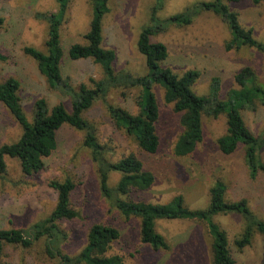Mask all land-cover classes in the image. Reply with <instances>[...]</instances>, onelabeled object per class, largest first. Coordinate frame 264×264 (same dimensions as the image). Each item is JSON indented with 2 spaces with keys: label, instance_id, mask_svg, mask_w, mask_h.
<instances>
[{
  "label": "rangeland",
  "instance_id": "rangeland-1",
  "mask_svg": "<svg viewBox=\"0 0 264 264\" xmlns=\"http://www.w3.org/2000/svg\"><path fill=\"white\" fill-rule=\"evenodd\" d=\"M211 0H162L155 9V17L165 20L193 5ZM238 14L240 24L251 28L253 35L264 42V0L225 1ZM157 0H108V11L102 19V46L112 49L116 58L114 69L142 75L146 71L144 56L137 48V40L144 26L152 22L151 15ZM58 10L57 0H0V49L7 55L0 60V81L15 77L20 82L18 95L23 110L31 118L33 103L45 98L49 107L62 102L67 110L71 98L59 89L51 88L37 68L36 61L24 53L25 46L47 51L48 23L41 13ZM91 22L90 0H69L60 25V45L63 51L60 66L63 78L74 90L79 84L92 86L102 77L99 64L90 57L71 59L69 48L74 43L85 45L84 35ZM161 23V22H160ZM151 35L152 41L166 45L167 58L163 66L181 75L195 69L199 76L191 85L197 95L210 96L216 87L217 98L226 97L228 90L236 87L234 75L249 66L256 80L264 86V53L255 48L226 47L231 38L226 22L210 11L196 13L189 24H163ZM159 117L156 132L159 145L155 153H146L133 136L116 126L110 118L107 103L121 106L132 113L138 112L139 89L113 87L104 98L95 100L83 116L93 125L99 142L105 145L109 161L134 154L146 170L154 175L152 185L146 190L131 189L122 197L127 200L167 203L175 194H182L185 204L193 209L205 208L209 203L210 187L220 179L226 184L225 196L234 201L245 198L249 207L264 219V173L254 179L249 177L244 161V146L239 144L231 154H223L216 140L226 132L227 117L202 114V139L195 150L186 156L173 153V146L182 132L181 113L173 103H166L164 90L154 85ZM244 124L255 134L264 137V106L241 111ZM21 127L8 109L0 102V145L16 141ZM85 132L63 124L56 133V148L44 158L43 168L24 175L15 157L5 156L6 171L0 176V228H26L49 215L56 202V191L50 181L69 178L74 187L70 194L71 206L77 216L61 220L60 227L67 238L60 242L64 252L75 255L86 243L89 228L94 223L114 226L119 237L112 242L107 254H118L123 264H212L211 238L204 222L195 219H157L156 230L168 243V249H153L139 236V219L126 217L114 204V195H106L89 149L84 145ZM264 161V149L260 150ZM121 177L112 171L108 187L114 189ZM214 220L225 230L229 250L235 264H264V234L255 232L251 243L242 249L233 240L243 227L238 214H217ZM0 264H57L45 251V240L29 247L5 243Z\"/></svg>",
  "mask_w": 264,
  "mask_h": 264
},
{
  "label": "trees",
  "instance_id": "trees-1",
  "mask_svg": "<svg viewBox=\"0 0 264 264\" xmlns=\"http://www.w3.org/2000/svg\"><path fill=\"white\" fill-rule=\"evenodd\" d=\"M57 1L56 12L39 14L48 23L47 51L43 52L31 46H25L23 50L36 61L38 70L51 88L59 89L70 96L71 108L67 110L62 102L49 107L46 99L41 97L33 103L31 118H28L18 95L19 80L8 77L0 81V102L21 127L20 136L16 141L0 145V176L6 171L5 156L17 158L24 175L40 171L44 166V158L56 148V133L63 124L84 130L83 143L89 149L96 165L102 192L114 195V204L123 215L139 219V236L143 243L155 250L168 249L164 236L156 230V220L195 219L204 222L211 238L212 264H235L229 250L228 236L214 217L217 214H238L242 218L243 227L233 243L239 249L249 245L255 232L264 234V219L256 216L245 198L227 200L226 184L218 179L210 187L208 205L202 209L188 207L183 195L179 193L167 203L124 199L122 196L131 189H148L154 181V175L144 168L142 160L134 154H128L114 162L109 161L105 157V145L98 141L93 125L83 113L95 100L106 97L113 87L138 88L137 113L110 103L106 104L107 110L116 126L133 136L142 151L155 153L159 145L156 132L159 110L153 87L158 85L164 90V101L173 103L175 111L181 113L180 124L183 130L173 146L175 155L186 156L195 150L197 143L202 139L203 113L214 117L225 113L227 128L216 140L218 149L228 155L233 153L239 144H243L249 177L254 179L259 173H264V161L260 156V150L264 149V137L253 134L244 124L241 115L242 110L264 106V86L257 82L253 69L249 66L241 68L234 75L236 87L228 90L223 99L217 98L216 87H211L210 96L197 95L191 85L199 76V72L189 69L178 75L170 67L163 66L162 61L168 56L167 47L162 42L151 40V35L160 31L163 24H189L196 13L210 11L222 17L229 27L231 38L226 44L228 49L247 46L264 53V42L255 38L251 28H244L240 24L238 14L225 2L238 0L198 3L165 20H159L154 15L155 9L162 6V0H157L151 12L153 23L142 28L137 40V48L144 56L146 64V71L142 75L114 69L115 52L102 46V19L108 11V0H90L91 22L84 35L87 43H74L69 48L68 55L71 59L90 57L100 65L103 75L94 80L92 86L79 84L77 90L63 78L60 66L63 55L60 25L69 0ZM259 1L261 0H252L253 3ZM2 22L3 18L0 16V25ZM6 59L7 55L0 49V60ZM112 171L121 173L114 189L108 187V177ZM49 185L57 193L55 205L49 215L26 228H0V256L5 243L29 247L44 239L47 255L55 258L57 264H123L120 255L107 254L112 242L119 237V231L116 227L103 223L91 225L86 243L79 253L70 255L63 251L60 242L66 240L67 234L59 222L77 216V211L70 203L74 184L66 178L64 181L52 180Z\"/></svg>",
  "mask_w": 264,
  "mask_h": 264
}]
</instances>
